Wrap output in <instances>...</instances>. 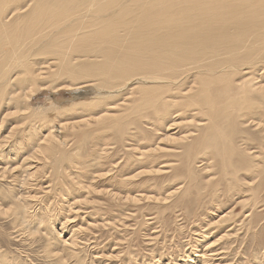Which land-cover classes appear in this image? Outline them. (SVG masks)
<instances>
[{
  "label": "bare ground",
  "instance_id": "bare-ground-1",
  "mask_svg": "<svg viewBox=\"0 0 264 264\" xmlns=\"http://www.w3.org/2000/svg\"><path fill=\"white\" fill-rule=\"evenodd\" d=\"M262 68L264 0H0V182L9 185L10 215L26 221L27 210L41 198L34 189H43L44 181L45 193L58 195L61 207L67 206L63 217L69 211L78 216L81 207H76L85 202L99 215L98 200H87L90 194L153 202L164 206L162 213L182 204L188 209L207 190L209 204L224 190L233 197L239 187L264 174V76L258 75ZM61 91H69L71 98H57ZM46 93L39 102L37 97ZM142 119L145 126L161 131L153 144L141 149L142 140L137 141L136 153L111 158L105 132L142 139L135 127V120ZM183 123L191 128L171 132ZM4 129H9L6 135ZM67 131L72 133L61 134ZM70 135L79 140L69 144ZM84 141L91 148L86 157L84 149L82 156L78 153ZM166 141L178 146H165ZM252 145L254 151L248 148ZM175 152L176 160L165 158ZM195 166L211 175L217 169L226 188L215 183L203 189L196 182ZM240 171L244 183H239ZM163 173L184 180L165 195H130L127 187L133 180L151 176L142 186L148 193L154 189L153 177ZM104 181L116 192L104 184L98 190L96 185ZM174 194L179 195L177 203L173 199L169 204ZM230 211L204 223V232L193 241L192 264H223L221 257L214 259L224 254L225 240L243 221H230ZM248 211L244 219L253 232L256 216ZM92 221L71 229V246L78 244L79 234L98 226ZM217 226L221 234L210 237Z\"/></svg>",
  "mask_w": 264,
  "mask_h": 264
},
{
  "label": "rangeland",
  "instance_id": "rangeland-1",
  "mask_svg": "<svg viewBox=\"0 0 264 264\" xmlns=\"http://www.w3.org/2000/svg\"><path fill=\"white\" fill-rule=\"evenodd\" d=\"M260 71L261 69L258 71V75L264 76V69L261 72ZM83 88L84 87L78 88L77 90L79 89L80 90L77 91V93H80L81 90H83ZM47 95L48 93L43 95L40 94L37 97L38 101L44 102ZM88 95L90 96V94ZM70 96L71 93H69V91L67 92L61 91L58 94L57 98L63 100V99L71 98ZM251 120L252 119H248L246 123H248V121L250 122ZM144 123L145 122L143 119L139 121L135 120V127H138L139 130L141 131L142 135L140 137L142 139H137L136 137L134 140L124 139V138H120V135H118L115 132L111 134H110L111 131L107 130V132H105L109 134V136L105 134V136L107 135L105 140H108L106 142L110 143V145L112 146V148L110 146L111 149H109L111 158L114 157L115 160L117 158L119 160L124 154L128 156L130 154H133L134 152L136 153L138 151L137 149L138 147H136L135 145L139 144L137 143V141L140 142L142 140L141 141L142 143L140 144L139 147L141 149L143 148L144 144L146 145L147 143L153 144L155 137H157L161 131L160 130L154 131L150 125L145 126L146 124ZM245 124H242L243 126L242 128L250 131L251 126L249 125L244 126ZM10 126L11 125L6 126V128H9ZM129 126L131 128L133 127L132 125ZM188 128H191V126H188L187 124L183 123L177 127V129L179 130L174 129L171 130V132L176 131L178 134L181 131ZM84 129L85 128H83V130ZM4 130L2 132V135H6L7 134L6 131L9 129H6L5 131ZM157 132H159V134ZM67 133H72V132L67 131L66 133L63 132L61 134H67ZM70 136L72 137V140L71 138L69 139ZM70 136L67 137V139H69L68 140L69 144H75V142L79 140L74 135H70ZM73 139H75V141ZM113 140L116 141V143ZM111 142L113 144L115 143V146H113ZM122 142L123 144L126 143L127 145L125 144L124 147ZM88 144L89 147L86 146ZM165 144L170 146L173 143L171 144L168 141H166V143L164 142L163 145ZM82 146L84 148L81 147L80 151L78 152L79 155L82 156V153H85L86 151V153L83 154V157L89 156V151L91 150L90 143L88 141H84L82 142ZM172 146L175 147L178 146V144L174 143V145ZM132 148H135L136 151ZM248 148L251 149V151L255 150L254 145L248 146ZM169 157H165V158L170 161L176 160L177 158L176 152L175 154H172ZM201 167L202 166L199 167L195 166L194 168V170L197 171L196 182L199 186H203V189L207 190L208 188H210L211 185H214L216 183L219 184V186L221 185L220 186L221 188H226L224 187L225 186L224 183L219 182V178L217 177V175L219 176L217 169H214L212 171L213 175H211V172H205L204 170H202ZM199 171L202 174H200ZM111 172L113 173V171ZM147 176L148 175H145L144 177L141 176L138 179L133 180V183L136 184L134 185L133 183H131L133 185L127 187L131 189V193H130V189L129 191L128 189L125 190H127L128 193H130V195L131 194L135 195L136 193L139 194L146 193V194L155 195L158 192L161 195H165L168 192L174 190L176 186L178 187L179 184L184 180V177H181L180 178L181 180L178 178L179 179L178 182V179H173L169 177L170 174L168 175L165 173H163V175L158 174L156 175L157 177L154 175L155 177H153V179L156 178L155 181L156 183L153 182L154 189L153 191L148 190L149 192L147 193L146 191L148 188L146 189L142 188V186L145 185V183L148 180H151L150 178H152L151 176L147 178ZM260 176L252 179L251 182L254 180V182H252L253 184H250L249 186H245L246 188L243 189L239 187L238 190L235 191L236 192V195H234L235 197L233 196L230 198L229 194L224 190V194L220 195L218 201L214 202L216 203L215 206L216 208L212 205L214 203L209 204L211 201V197L208 190L201 199L195 202L193 201L189 205L188 209L184 208L183 207L184 205L182 204L181 206L175 207L174 210H171L170 208L168 211L164 212L165 214L162 213V209L164 208V206L162 205L158 206V204H154L153 202H143V203L140 202L138 204L137 202L129 201V200L116 201L113 199L111 200L107 195L103 196V194L100 195L98 193L99 195L90 194L89 197H87V200L91 201L92 198H93L92 200H98L96 201L98 204L96 203L95 207L97 208L98 211L100 210L99 211L100 214L99 215L95 214V211L93 210L94 206L92 205V203L88 204L87 202H85V204L77 205L78 207L76 208L81 207L79 208V211L80 210L81 211L78 212V216L76 217H72L74 214L72 213V211L71 212L69 211L70 214L67 211L66 214L68 213V215L66 217H63L65 216L64 212L66 211L67 206L61 207L60 205L61 201H59L58 195L53 196L48 194L50 196L48 198V195L45 193V190L48 189L45 187V185H47L48 183L44 181V184L42 185V188L44 190L34 189L37 192H39L38 196H41V198L35 201V204H32V206H30L32 208L29 207V209L27 210L29 215L27 219L29 220L26 219V221H24L25 223L15 220V217L13 216L14 214L10 215L11 212H13V208H11L12 211L10 208H8L11 205L10 204L11 195L8 194L10 192H8L7 190L9 188L8 187L9 185L7 184V182L5 183L4 181H2L0 182L1 183L0 201L2 202V203L0 202V207H1L0 208V264H74V262L75 264H184V263L188 264L187 260H190L191 263L189 264H192L194 262L191 261V259H193L192 258L193 255H196L194 249L195 244L193 243V241L195 239L200 238V236L204 232L203 230L205 229L204 223H206L209 220L211 221L216 220L219 217V215L220 216L224 215L229 210H231L230 221L234 220L235 221V222L233 221L234 223H240L242 219L243 221L241 225L239 224L236 226L235 232L232 233V237H229L227 240H225L224 246L226 248H224V254L216 256L217 258L214 259L215 260L214 263L217 262L216 260H218L219 257H221V259L219 260L223 261L221 262L223 264H228V263L229 264H264V248H263L264 247V174ZM243 177H244V172L240 171L238 173V180H240L239 183H244L245 180L243 179ZM103 184L105 185L106 188L108 187L109 190H112L111 191L112 193L113 191L116 192L117 189L114 190V188H112L111 186H106L107 183L105 181L98 183V185H96L97 189L98 190H100V188L103 189L104 188ZM135 186L138 187L139 191H135L136 190ZM34 187H38V186L35 185ZM110 187L112 189H110ZM244 190L246 191L244 192ZM127 191H123V193L124 192L127 193ZM244 193L245 196L243 195ZM178 197H179L178 194L172 195L170 197L171 200L168 199L170 200L168 203L170 204L176 202ZM69 203L70 201L66 205H68ZM240 205L241 207L243 206L242 209L241 207L239 209ZM244 206L245 207L248 206V207L245 208ZM46 208H48V210ZM43 209H46V211ZM207 209L211 211L209 212ZM241 210L242 212H240ZM244 210L246 211L243 212ZM248 210H252L253 214H255L256 216L255 221L257 222V227L255 231H253L254 233L252 232V230H247L248 222H246V220L244 219L245 218L244 216L247 214V212H249ZM39 211H42L40 212L41 215ZM34 212L35 214L37 213L36 218ZM38 214L40 215V217L43 215V217H41L43 218V220L39 219L40 217H38L39 216ZM44 214H46L45 217ZM67 217L70 218L67 219ZM236 218L238 219L236 220ZM91 219H93V221ZM101 219L102 220L104 219L105 223H107L108 225L106 226L103 225ZM90 220L92 222H94V220L96 221V223L98 222V226L90 227V231H84V234H79L78 235L79 240L77 241L78 244L76 243L77 244L76 246L73 245L71 246L70 245L71 241L68 239L71 235V229L77 228L79 226L81 227L82 225L83 227H85L84 225H86V222H91ZM114 220L116 222L118 221V224L115 223L113 224ZM252 220L254 221V218ZM121 221L123 222V225L121 224L119 225V223H122ZM40 222L41 224L42 223L43 224L41 225ZM63 222H66L67 224L65 223L66 225H63L62 224ZM52 223H53V229L51 228ZM44 224H48V225H44ZM197 225L200 226V228ZM219 226H217L216 229L212 228L215 231H213L212 229H210V231L208 230L205 231L206 232L205 234H209L210 232L213 231L210 237L213 236L217 237L219 234H221V233L218 234V232L222 229L220 228L221 226L220 227ZM46 228L48 230L50 229L51 233ZM51 237H53V239ZM68 244L71 246V248ZM63 249L66 250L64 251ZM68 249L70 250V252L74 251L75 249L77 251L75 250L71 254L70 252H68ZM191 250H193V252L189 254L191 255V257H189L188 252H190ZM47 253H49V255ZM168 253H170V255ZM117 254L118 256H115ZM110 255H113L114 257H110ZM66 256L69 257L70 259L67 258ZM98 257L99 259H97ZM209 263H211V261H209Z\"/></svg>",
  "mask_w": 264,
  "mask_h": 264
}]
</instances>
